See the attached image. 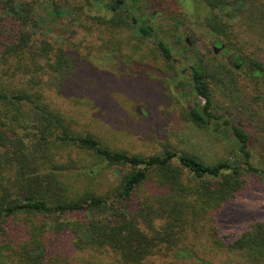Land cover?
<instances>
[{
    "label": "trees",
    "instance_id": "1",
    "mask_svg": "<svg viewBox=\"0 0 264 264\" xmlns=\"http://www.w3.org/2000/svg\"><path fill=\"white\" fill-rule=\"evenodd\" d=\"M187 1L176 2L185 7ZM189 1L208 9L204 24L227 42L230 18L240 19L246 32L264 36V0ZM23 9L20 2L0 15V264H107L105 255L110 264H146L154 258L180 264L192 254L189 233L204 224L211 243L237 261L198 256L197 264H264V220L228 242L213 231L228 198L221 188L209 190V179L227 180L245 166L254 171L242 129L232 124L241 160L205 162L168 147L151 155L111 147L48 99L49 91L61 95L81 85L74 75L84 60L55 46ZM158 45L172 60L170 48L162 41ZM250 64L264 70L258 59ZM207 77L201 62L191 67L193 90L205 103L189 112L201 127L215 117ZM109 169L117 171L114 180L106 178ZM261 174L264 178V170Z\"/></svg>",
    "mask_w": 264,
    "mask_h": 264
},
{
    "label": "rangeland",
    "instance_id": "2",
    "mask_svg": "<svg viewBox=\"0 0 264 264\" xmlns=\"http://www.w3.org/2000/svg\"><path fill=\"white\" fill-rule=\"evenodd\" d=\"M5 1L6 6L0 5V15L21 2L24 16L33 14L48 40L71 56L83 58V67L74 75L81 85L61 95L49 91L48 99L72 117L77 127L95 133L111 147L141 155L168 147L205 162L224 157L241 160L240 141L232 129V124H237L247 136L254 171L246 172L243 164L240 175L209 179V190L221 188L228 198L216 213L213 231L228 242L252 223L264 220V75L260 72L255 77L250 64L255 58L264 66V36L246 32L240 19L230 18L227 42L204 24L208 9L203 4L195 6L188 0L185 10L177 0H160L168 15L164 25L185 28L193 44L190 52L175 51L174 59L166 60L154 37L141 35L128 23L121 30L111 25L102 27L78 0H36L33 4L30 0ZM28 6H32L31 11ZM219 42L225 48L215 52L212 46L218 47ZM234 53L245 59L238 70L232 65ZM199 60L208 72L210 111L216 114L208 117V125L203 127L196 125L189 112L193 107L202 109L205 103L193 90L189 76L190 67ZM117 176L116 170H107V179ZM208 231L204 224L189 233L192 254L178 263L197 264L198 256L213 262L237 261L235 254L225 255L211 243ZM103 260L107 264L112 261L108 255ZM164 263L160 258L146 262Z\"/></svg>",
    "mask_w": 264,
    "mask_h": 264
},
{
    "label": "flooded vegetation",
    "instance_id": "3",
    "mask_svg": "<svg viewBox=\"0 0 264 264\" xmlns=\"http://www.w3.org/2000/svg\"><path fill=\"white\" fill-rule=\"evenodd\" d=\"M79 3L85 7L89 12V17L102 27H109L110 25L118 29H124L125 24L134 26L141 35L154 37L156 46L161 53V47L158 41L164 42L169 48L171 59H174V53L190 52L193 44L190 41L185 28L178 29V26L168 27L164 25L168 19L166 8L160 3V0H78ZM186 10L185 7L181 6ZM158 20V21H156ZM175 21V19L171 20ZM178 23V21H176ZM176 23V24H177ZM174 28L175 33H174ZM145 30V31H144ZM148 31V32H147ZM173 31V32H172ZM181 44V45H180ZM177 45L181 46L178 48ZM225 44L219 42V46L213 45V50L225 48ZM176 48V50H175ZM162 54V53H161ZM173 54V55H172ZM184 59L185 56H183ZM182 58V59H183ZM201 61L199 60L198 63ZM245 63L242 56L233 54L232 65L238 70ZM203 65V64H202ZM204 66V65H203ZM253 75L257 77L264 71H259L251 65ZM191 72V67H190ZM189 72V76H190ZM189 89V88H188ZM201 97V96H200ZM204 99V98H203ZM214 115H216L214 113Z\"/></svg>",
    "mask_w": 264,
    "mask_h": 264
}]
</instances>
